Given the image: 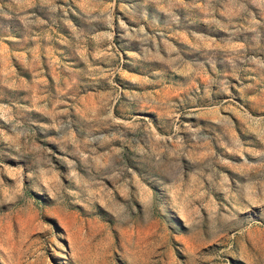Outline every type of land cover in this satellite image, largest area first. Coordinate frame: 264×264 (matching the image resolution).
I'll return each instance as SVG.
<instances>
[{"label":"rangeland","instance_id":"rangeland-1","mask_svg":"<svg viewBox=\"0 0 264 264\" xmlns=\"http://www.w3.org/2000/svg\"><path fill=\"white\" fill-rule=\"evenodd\" d=\"M0 264H264V0H0Z\"/></svg>","mask_w":264,"mask_h":264}]
</instances>
